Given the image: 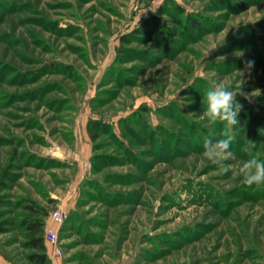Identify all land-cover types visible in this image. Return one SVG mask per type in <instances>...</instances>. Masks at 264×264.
I'll list each match as a JSON object with an SVG mask.
<instances>
[{"label": "rangeland", "instance_id": "374dc122", "mask_svg": "<svg viewBox=\"0 0 264 264\" xmlns=\"http://www.w3.org/2000/svg\"><path fill=\"white\" fill-rule=\"evenodd\" d=\"M217 81L232 128L202 116ZM226 136L232 158L207 160ZM252 144L264 160V0H0L7 260L34 264L41 218L63 251L45 264H264V185L238 173Z\"/></svg>", "mask_w": 264, "mask_h": 264}, {"label": "clouds", "instance_id": "9594fccd", "mask_svg": "<svg viewBox=\"0 0 264 264\" xmlns=\"http://www.w3.org/2000/svg\"><path fill=\"white\" fill-rule=\"evenodd\" d=\"M251 63L249 62V67ZM251 95H258V91H254ZM235 97L236 91L231 90L229 85L222 81L213 82L203 96L202 116L207 118L210 124L220 122L227 128H232L238 123L237 115L240 111V105L235 103ZM232 139L233 137L226 136L215 142L206 140L203 145V156L214 164L222 165L224 161H228L233 156L230 150ZM253 148L255 144L251 145L248 158L240 164L238 169L242 183L248 187L264 185V160L258 158L252 151Z\"/></svg>", "mask_w": 264, "mask_h": 264}, {"label": "trees", "instance_id": "16d2710c", "mask_svg": "<svg viewBox=\"0 0 264 264\" xmlns=\"http://www.w3.org/2000/svg\"><path fill=\"white\" fill-rule=\"evenodd\" d=\"M45 226L43 219L35 218L24 221L27 240L26 247L32 248L35 252L28 254V258L34 264H45L49 262L48 249L45 242ZM3 231V226L0 224V232Z\"/></svg>", "mask_w": 264, "mask_h": 264}, {"label": "built area", "instance_id": "2783aa9c", "mask_svg": "<svg viewBox=\"0 0 264 264\" xmlns=\"http://www.w3.org/2000/svg\"><path fill=\"white\" fill-rule=\"evenodd\" d=\"M51 217L54 221L62 223L66 218V212L62 209L52 212ZM45 242L48 249L50 259L60 258L63 254L62 246L59 238L58 229L53 226H45Z\"/></svg>", "mask_w": 264, "mask_h": 264}, {"label": "crops", "instance_id": "0c3cea01", "mask_svg": "<svg viewBox=\"0 0 264 264\" xmlns=\"http://www.w3.org/2000/svg\"><path fill=\"white\" fill-rule=\"evenodd\" d=\"M0 264H14L13 262L7 260L6 258L0 255ZM57 264V263H56Z\"/></svg>", "mask_w": 264, "mask_h": 264}, {"label": "bare ground", "instance_id": "6f19581e", "mask_svg": "<svg viewBox=\"0 0 264 264\" xmlns=\"http://www.w3.org/2000/svg\"><path fill=\"white\" fill-rule=\"evenodd\" d=\"M55 155L61 157L62 153L60 151H56Z\"/></svg>", "mask_w": 264, "mask_h": 264}]
</instances>
